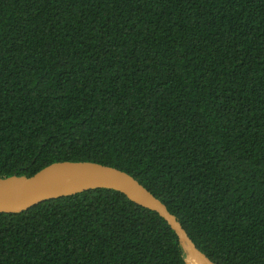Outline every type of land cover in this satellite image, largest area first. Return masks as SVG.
<instances>
[{
    "label": "trees",
    "instance_id": "trees-1",
    "mask_svg": "<svg viewBox=\"0 0 264 264\" xmlns=\"http://www.w3.org/2000/svg\"><path fill=\"white\" fill-rule=\"evenodd\" d=\"M131 174L217 264H264V0H0V177ZM93 188L0 212V264H184Z\"/></svg>",
    "mask_w": 264,
    "mask_h": 264
},
{
    "label": "water",
    "instance_id": "water-1",
    "mask_svg": "<svg viewBox=\"0 0 264 264\" xmlns=\"http://www.w3.org/2000/svg\"><path fill=\"white\" fill-rule=\"evenodd\" d=\"M93 188L117 190L162 216L178 236L184 264H217L196 246L167 206L137 179L119 168L94 161H56L30 176L0 177V212H21L41 201Z\"/></svg>",
    "mask_w": 264,
    "mask_h": 264
}]
</instances>
